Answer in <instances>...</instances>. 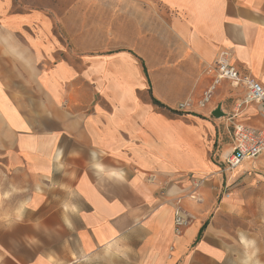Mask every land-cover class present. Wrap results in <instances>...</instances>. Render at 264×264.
I'll return each instance as SVG.
<instances>
[{"label":"crops","instance_id":"obj_1","mask_svg":"<svg viewBox=\"0 0 264 264\" xmlns=\"http://www.w3.org/2000/svg\"><path fill=\"white\" fill-rule=\"evenodd\" d=\"M136 8L131 24L91 23L0 0V264H218L211 115L221 106L231 141L264 120L238 109L246 91L217 83L216 63L228 52L264 87V0H148L142 41ZM150 85L193 113L172 118ZM226 176L260 187L264 156Z\"/></svg>","mask_w":264,"mask_h":264},{"label":"rangeland","instance_id":"obj_2","mask_svg":"<svg viewBox=\"0 0 264 264\" xmlns=\"http://www.w3.org/2000/svg\"><path fill=\"white\" fill-rule=\"evenodd\" d=\"M13 13L42 11L47 14L65 15L71 9L83 10L78 21L88 19L91 23H132L133 9L137 7L140 22V40L147 38L148 0H7ZM137 12V11H135ZM84 13L87 14L84 16ZM163 18V11H160ZM135 24V23H134ZM163 32H156V39L162 40ZM145 38V39H146ZM179 61L176 62V64ZM177 70L179 68L177 67ZM227 87V83H223ZM204 96V95H203ZM205 96L203 97L204 100ZM188 100L180 103L177 110L181 113H193L188 109ZM184 105V107H181ZM169 116L175 118L178 115ZM208 115H211L210 112ZM188 117V115H186ZM213 115H211L212 117ZM225 117V116H224ZM222 118L220 132L209 161L215 164L225 183L220 185L218 199L214 204V224L221 233V256L218 264H264V184L255 187L246 182H229L231 172L223 160L225 153L231 152V128ZM191 119V117H188ZM212 119V118H211ZM212 144L213 142L210 141ZM254 177L262 174L257 169L250 172ZM212 178V177H211ZM206 180V179H205ZM204 180V181H205ZM223 181V178H222ZM229 182V183H228ZM194 194V193H193ZM200 197V196H199ZM201 198V197H200ZM204 202L200 200V203ZM203 264H210L205 262ZM212 264V263H211ZM217 264V263H213Z\"/></svg>","mask_w":264,"mask_h":264},{"label":"built area","instance_id":"obj_3","mask_svg":"<svg viewBox=\"0 0 264 264\" xmlns=\"http://www.w3.org/2000/svg\"><path fill=\"white\" fill-rule=\"evenodd\" d=\"M226 81L234 88H243L246 96L238 102V109H242L251 104L259 107V112L264 120V87L252 76L240 73L230 61L228 52H222L216 63V82ZM210 101L207 95L201 106L204 107ZM184 107V105H181ZM232 149L224 158V164L228 171L236 170L245 161L255 160L264 156V127L256 128L243 124H234L232 129ZM202 180L194 181L195 189H199ZM193 198L197 196L190 194ZM200 201L201 198L197 197ZM175 223L177 228L185 224L183 212L180 208L175 212Z\"/></svg>","mask_w":264,"mask_h":264},{"label":"trees","instance_id":"obj_4","mask_svg":"<svg viewBox=\"0 0 264 264\" xmlns=\"http://www.w3.org/2000/svg\"><path fill=\"white\" fill-rule=\"evenodd\" d=\"M139 59H140V58H139ZM140 61H141V64H142V66H143L144 73H145L146 77L149 79V76H148V70H147V68H146V65H145V63L142 61V59H140ZM149 84H150V82H149ZM149 92H150V95H151V102H152L153 105H155V106H157V107H159V108H161V109H165L167 112H169V113L172 114V115H178V116H179V115H183V114H184V113H181V112L178 111V110L169 109V108L166 107L164 104H162L159 100H157L156 98H154V97L152 96V93H151V85H150V90H149ZM204 229H205V227H203L201 233L199 234V238L201 237L202 232L204 231Z\"/></svg>","mask_w":264,"mask_h":264},{"label":"water","instance_id":"obj_5","mask_svg":"<svg viewBox=\"0 0 264 264\" xmlns=\"http://www.w3.org/2000/svg\"><path fill=\"white\" fill-rule=\"evenodd\" d=\"M212 115L215 117V118H222L224 116H226L222 110H221V106H219L213 113Z\"/></svg>","mask_w":264,"mask_h":264}]
</instances>
